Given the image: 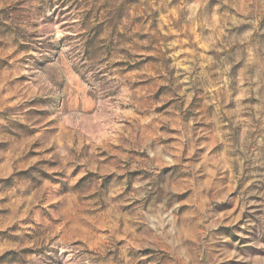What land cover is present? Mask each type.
<instances>
[{
  "label": "rangeland",
  "instance_id": "rangeland-1",
  "mask_svg": "<svg viewBox=\"0 0 264 264\" xmlns=\"http://www.w3.org/2000/svg\"><path fill=\"white\" fill-rule=\"evenodd\" d=\"M0 264H264V0H0Z\"/></svg>",
  "mask_w": 264,
  "mask_h": 264
}]
</instances>
